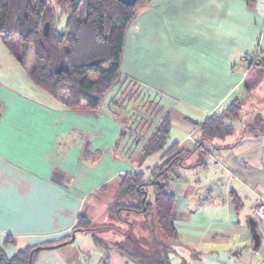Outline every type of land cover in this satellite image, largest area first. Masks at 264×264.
I'll return each mask as SVG.
<instances>
[{
	"label": "crops",
	"instance_id": "obj_1",
	"mask_svg": "<svg viewBox=\"0 0 264 264\" xmlns=\"http://www.w3.org/2000/svg\"><path fill=\"white\" fill-rule=\"evenodd\" d=\"M263 54L264 0H152L126 32L121 78L132 81L144 103L153 100L156 111L127 124L132 104L124 103L122 114L117 105L125 84L96 110L71 108L39 88L0 37V242L7 235L18 242L6 245V253L70 239L87 201L109 205L121 174L163 164L160 151L143 170L134 157L168 113L166 147L198 144L205 151L202 159L197 150L182 159L168 181L178 232L171 263L263 264L264 224L253 208L264 199V131L253 124L264 119V79L255 91L245 87L251 59ZM235 98L244 99V109L232 120L233 133L215 146L202 141L196 122L220 114ZM129 216L119 221L136 222ZM103 217L111 219L109 212ZM250 218L258 222L257 247ZM103 231L78 230L72 241L42 249L33 264H135L95 239L112 243L125 234L115 230L111 240Z\"/></svg>",
	"mask_w": 264,
	"mask_h": 264
},
{
	"label": "trees",
	"instance_id": "obj_2",
	"mask_svg": "<svg viewBox=\"0 0 264 264\" xmlns=\"http://www.w3.org/2000/svg\"><path fill=\"white\" fill-rule=\"evenodd\" d=\"M151 1L135 0L128 5L120 0H0V37L39 88L71 108L96 110L121 81L126 32L139 10ZM47 22L49 33L45 35L43 28ZM249 65L253 69L245 79L248 93L264 79V54L251 59ZM243 105V98H235L220 114H210L196 122L202 131V141L214 145L216 139L232 134V120L242 116ZM253 125L264 131V119L260 116ZM169 129V115L162 114L136 157V162L141 164L160 151L162 159L167 157L166 161L153 167L149 178L143 172L121 174L118 190L108 205L111 219L126 221L123 211L129 214L155 210L157 225L151 227L146 219L142 221L149 233L148 247H142L134 236L133 221L122 232L125 234L122 240L108 243L95 234L99 245L107 250L116 247L135 264H172L170 253L178 232L174 223L176 196L168 181L172 168L182 159L195 150L200 159L205 153L198 144L193 150H180L177 142L166 147ZM233 202L239 205L237 196ZM109 226L113 225L93 226L90 217L81 211L72 231ZM8 244L18 242L11 235L0 242V264H28L33 248H36L34 260L53 242L20 247L12 256L5 251Z\"/></svg>",
	"mask_w": 264,
	"mask_h": 264
},
{
	"label": "rangeland",
	"instance_id": "obj_3",
	"mask_svg": "<svg viewBox=\"0 0 264 264\" xmlns=\"http://www.w3.org/2000/svg\"><path fill=\"white\" fill-rule=\"evenodd\" d=\"M63 22H64V18L62 19V24H63ZM62 24H61V26H62ZM119 83H120L119 85L125 84L124 89H122V88L120 89L122 91H120V96L117 98V105H119L120 113L122 114V111L124 110V108H123L124 103H127V104L131 103L132 104L131 109L133 110V113L130 116H128V114L125 115L126 119H127L126 123L130 124L132 120H134V122L137 123V122H139L140 118H141V121L144 120L143 115H145V113L148 111H150V114H147L146 116H149V118H153V115H155L154 112L156 111V108L153 107V104H154L153 100L152 101H150V100L146 101L147 104L144 103V97L142 96L143 94L141 93V91L138 90V88H135L134 86H132L133 85L132 81L128 82V80H123L121 78V81ZM116 85H118V84H116ZM116 85L112 88L113 90L116 88ZM130 86H131V88H130ZM111 90L108 93L110 95L112 92ZM253 91H255V89H253ZM144 104H146V105L149 104L148 110L145 109L146 105H144ZM125 116H122V118H125ZM136 157H137V155L134 157L135 162H136ZM156 158H159L158 153L151 155L149 158L144 160L141 164H138L136 162L137 163L136 169H138V170L139 169L140 170L145 169L147 167V165L152 164L153 160H155ZM144 176L146 178L150 177L151 171L149 170V171L145 172ZM88 202L89 201H87L84 204L83 211L87 212L89 214L95 215V219L92 220V225H94V226H103V225H107V224L113 225V226H109V227H101L100 229H98V231H101V229L105 230V231L101 232L102 234L99 232L101 237L108 236V238L110 237L112 240V239H115L114 238V231L115 230L122 233L123 231H125L128 228V224H124L123 222H120L119 219H117L116 217L112 218V219L108 218V219L104 220L103 214L106 213V215H108V212H109L108 205L106 202L103 204L101 203L100 207H98V206L93 207ZM135 214L136 213L133 212L132 215L129 216L125 211L122 212V215L126 216V218L128 216L131 218ZM139 214H138L139 218L134 216L136 222L134 221L135 226L133 227L134 228L133 234L141 242L142 247L143 246L148 247V245L146 244V242H147L146 240L149 241V239H148L149 233H148L147 229L144 227L142 221L146 219L151 227L154 225H157L156 213H155L154 209H150L147 213L143 212V213H139ZM102 220H104V221H102ZM110 228L114 229V230H110ZM157 232H158V230H157ZM80 238H81V234H78V236L76 237V241L78 242ZM89 238H91V237H89Z\"/></svg>",
	"mask_w": 264,
	"mask_h": 264
},
{
	"label": "water",
	"instance_id": "obj_4",
	"mask_svg": "<svg viewBox=\"0 0 264 264\" xmlns=\"http://www.w3.org/2000/svg\"><path fill=\"white\" fill-rule=\"evenodd\" d=\"M120 1H122L123 3L128 4V5L133 4L135 2V0H120ZM43 29H44V34L48 35V33H49V22H47L45 24ZM250 226H251V230H252V236L254 239V245H255V247H257L260 244V232L258 230V222L255 218H250ZM75 235H76V231L72 232L70 239L59 242L58 244H55V245H51L49 247L64 245V244L72 241L75 238ZM35 250H36V248H33L30 251L28 264H33V254H34Z\"/></svg>",
	"mask_w": 264,
	"mask_h": 264
},
{
	"label": "built area",
	"instance_id": "obj_5",
	"mask_svg": "<svg viewBox=\"0 0 264 264\" xmlns=\"http://www.w3.org/2000/svg\"><path fill=\"white\" fill-rule=\"evenodd\" d=\"M255 218L264 224V199L260 200L253 208ZM264 264V260H263Z\"/></svg>",
	"mask_w": 264,
	"mask_h": 264
}]
</instances>
